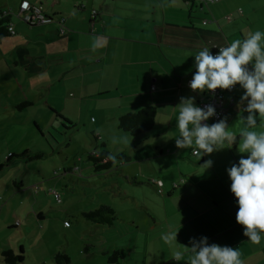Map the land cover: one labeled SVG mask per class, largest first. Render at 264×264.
<instances>
[{
  "label": "crops",
  "instance_id": "crops-1",
  "mask_svg": "<svg viewBox=\"0 0 264 264\" xmlns=\"http://www.w3.org/2000/svg\"><path fill=\"white\" fill-rule=\"evenodd\" d=\"M24 2L50 22L25 24L20 13ZM0 13L10 15L14 32L9 36L14 38L4 43L26 47L25 62L20 54L16 60L31 74L32 86H36L35 76L43 74L39 76L44 92L36 105L49 108L55 120L73 127L81 122L83 107V119L90 121L100 110H113L116 120L145 106L156 110L152 129L136 140L134 155L126 161L138 164L127 175L133 183L127 184L126 206L133 212L155 215L148 228L150 248L145 243V249L137 250L138 238L133 244L130 238L126 246L120 237L108 239V232L95 224L92 243L82 250L76 243L74 259L68 256L71 264H110L108 258L114 251L121 254L116 264H142L138 257L142 255L143 264H177L172 259L175 249L161 239L170 230H178L181 245L190 247L191 238L207 237L209 244L238 248L244 264L264 262V257L259 258L264 254V239L259 245L251 243L235 219L238 205L226 169L241 156L239 137L231 148L200 159L192 153L195 147L177 148L175 143L180 134L176 126L180 97H195L197 105L207 93L186 86L195 72L194 56L204 46H227L249 31L264 32V0L212 4L202 0H0ZM242 94L239 85L223 94L222 118H227L229 130L236 133L243 127L240 117L247 115L242 110L246 102L237 106ZM52 100L59 107L53 108ZM32 103L35 106L34 99ZM257 119L255 130H264V117ZM206 160L213 163L204 170L201 165ZM138 218L131 214L126 219L137 229L129 237L141 232L136 226ZM100 231L105 235L102 240L95 237ZM120 236L126 237V230ZM179 244L176 248L182 250ZM189 256L186 252L179 264H187Z\"/></svg>",
  "mask_w": 264,
  "mask_h": 264
},
{
  "label": "rangeland",
  "instance_id": "rangeland-1",
  "mask_svg": "<svg viewBox=\"0 0 264 264\" xmlns=\"http://www.w3.org/2000/svg\"><path fill=\"white\" fill-rule=\"evenodd\" d=\"M12 38L2 40L0 46V253L8 248L18 252L22 246L21 264H55L52 254L59 250L73 258L76 243L82 250L97 234L98 225L81 213L101 205L109 206L116 214L112 225H99L103 232H108V239L120 237L126 246L130 238L131 244L138 238L137 250L145 249V243L150 248L148 228L155 215L133 212L126 206L127 184L133 183L127 175L138 164L120 161L113 168L96 173L87 158L102 144L109 153L122 152L130 157L134 155L136 140L147 133L135 138L118 130L113 110H100V115L95 112L90 121L83 119V107L81 122L73 127L55 120L57 117L49 108L43 111L36 105L44 92L43 74L35 76V85L43 86H32L31 74L16 60L20 54L25 62L26 47L4 43ZM23 99H34L35 106L19 109ZM52 107H59L58 102L53 101ZM67 112L64 115L68 116ZM95 119L100 121L94 124ZM122 137L130 144L120 142ZM113 138L118 142L113 144ZM38 152L40 159L29 160ZM131 214L139 217L136 226L141 230L133 237L129 235L137 229L126 222ZM125 230L126 237L120 236ZM95 237L102 240L105 235L100 231ZM138 257L143 264V255ZM262 257L264 254L260 253L259 258Z\"/></svg>",
  "mask_w": 264,
  "mask_h": 264
},
{
  "label": "clouds",
  "instance_id": "clouds-1",
  "mask_svg": "<svg viewBox=\"0 0 264 264\" xmlns=\"http://www.w3.org/2000/svg\"><path fill=\"white\" fill-rule=\"evenodd\" d=\"M217 48L213 54L210 50ZM204 46L194 56L195 72L189 83L194 92H212L217 89L231 91L236 85L243 89L238 107L245 105L246 116L240 117L243 127L238 133L230 131L227 118L208 124L209 118L217 115L214 105L199 107L195 97H180L179 115L176 126L179 136L175 139L177 148H193L199 159L225 148H231L239 137L237 163L226 169L230 192L236 198L238 211L236 223L243 228V235L259 245L264 239V130L256 131L257 117H264V32L249 31L242 39H236L227 46ZM95 50V45H94ZM113 138L112 143H117ZM120 142L129 145L126 137ZM247 154L246 158L243 154ZM105 161L113 166L120 163L116 153H108ZM206 160L201 167L212 166ZM178 230H170L161 239L170 248L172 259L179 264L185 253H190L187 264H244L238 248L208 243L207 237L191 238L189 246L177 242ZM179 244L182 248L177 249Z\"/></svg>",
  "mask_w": 264,
  "mask_h": 264
},
{
  "label": "trees",
  "instance_id": "trees-1",
  "mask_svg": "<svg viewBox=\"0 0 264 264\" xmlns=\"http://www.w3.org/2000/svg\"><path fill=\"white\" fill-rule=\"evenodd\" d=\"M50 19V18H48ZM10 15L6 13H0V40L6 37H9V26H10ZM59 32V34H63ZM32 105V102L24 100L21 104L18 105V108L29 107ZM53 113V112H52ZM156 110L152 106H145L137 111L127 112L121 115L117 120V129L122 132L130 134L132 137H138L148 133L153 125L155 119ZM94 138V136H93ZM108 150L104 145H101L98 149L94 150L92 153L87 155L88 160L92 164V171L101 172L104 170H109L112 167L111 161H105V156L108 154ZM118 159L120 161L126 162L129 160V156L124 153H119ZM41 153H35L33 157L29 160H35L41 158ZM1 168V166H0ZM86 220L99 224L101 226L107 227L112 225L116 221V214L109 206L101 205L96 209L90 210L88 212H82ZM86 251V246L84 247ZM23 247H18V252L12 249H4L0 253V261L3 264H21L24 262L23 259ZM121 258V254L118 251H114L112 255L108 258V263L112 264L117 262ZM52 260L55 264H71L70 259L66 256L63 251H56L52 254Z\"/></svg>",
  "mask_w": 264,
  "mask_h": 264
},
{
  "label": "built area",
  "instance_id": "built-area-1",
  "mask_svg": "<svg viewBox=\"0 0 264 264\" xmlns=\"http://www.w3.org/2000/svg\"><path fill=\"white\" fill-rule=\"evenodd\" d=\"M202 1H203V3H211L212 4V3L218 2L219 0H202ZM20 13H21L22 21L29 26L37 25L40 23H49L50 22V19L43 16L40 13L39 9L30 7L26 2L21 4ZM226 18L228 19V17H226ZM59 22L62 24L63 19H60ZM203 23H205V21ZM8 30H9L10 34L14 33L11 25L9 26ZM63 31H64L63 29H60L59 32L62 33ZM213 54H215V53H213ZM191 78H188L186 81L187 87H189V83L191 81ZM227 91H229V90H227ZM223 94H224V90L217 89L214 93L207 91L206 94L199 97V99L197 101V106L204 107L205 105L212 104V105H214V107L216 109L217 115L209 118V120L206 121V123H208V124L215 123V122H217L218 119L223 117L224 112H225L224 105H223ZM192 153H193V155H197L195 148L193 149Z\"/></svg>",
  "mask_w": 264,
  "mask_h": 264
}]
</instances>
